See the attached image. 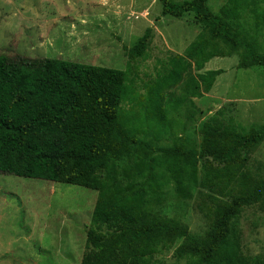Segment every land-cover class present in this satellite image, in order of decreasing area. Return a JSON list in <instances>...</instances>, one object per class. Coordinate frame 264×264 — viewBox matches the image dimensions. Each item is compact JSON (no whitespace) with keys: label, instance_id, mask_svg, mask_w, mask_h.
<instances>
[{"label":"trees","instance_id":"obj_1","mask_svg":"<svg viewBox=\"0 0 264 264\" xmlns=\"http://www.w3.org/2000/svg\"><path fill=\"white\" fill-rule=\"evenodd\" d=\"M158 1L163 17L193 15L201 31L183 55L169 53L143 95L133 75L149 58L152 27L124 46L125 70L0 53V173L98 193L81 264H155L173 249L185 264H264L243 255L239 229L245 208L264 209V179L248 168L264 125L242 126L227 104L199 124L200 150L154 149L140 135L155 130L157 143L186 104L195 119L194 100L224 73L204 72L213 59L236 55L240 69H264V0H227L217 12L210 0ZM170 183L182 200L198 189L215 195L206 235L151 209Z\"/></svg>","mask_w":264,"mask_h":264},{"label":"rangeland","instance_id":"obj_2","mask_svg":"<svg viewBox=\"0 0 264 264\" xmlns=\"http://www.w3.org/2000/svg\"><path fill=\"white\" fill-rule=\"evenodd\" d=\"M226 1L209 5L217 12ZM161 12L158 0H0V53L125 70L124 46L131 47L152 27L149 58L134 69L138 77L133 75L143 95L169 53L183 55L201 31L193 15L175 19ZM238 63L235 55L206 65L204 72L224 73L210 93L194 100L199 114L193 121L186 104L170 117L171 128L157 143L155 130L144 128L147 133L140 135L154 141V149L200 150L199 124L227 104L242 126L264 125V69L243 70ZM181 93L177 89L174 96ZM248 168L255 180L264 179V141L252 151ZM161 195L163 204L151 205L155 213L182 222L195 235L208 233L214 194L198 189L193 199L182 200L170 183ZM97 198L84 187L0 173V264H81ZM239 229L243 255L264 256V209L245 208ZM174 254L175 249L156 256L155 264H185Z\"/></svg>","mask_w":264,"mask_h":264}]
</instances>
